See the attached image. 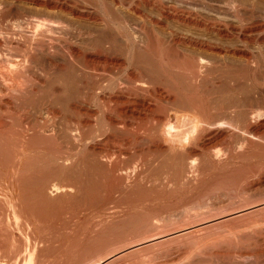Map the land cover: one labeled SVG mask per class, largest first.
<instances>
[{"label":"bare ground","instance_id":"6f19581e","mask_svg":"<svg viewBox=\"0 0 264 264\" xmlns=\"http://www.w3.org/2000/svg\"><path fill=\"white\" fill-rule=\"evenodd\" d=\"M258 4L0 0V264H49L35 233L64 230L44 212L78 196L105 201L94 242L146 232L121 241L151 244L138 264H264Z\"/></svg>","mask_w":264,"mask_h":264},{"label":"rangeland","instance_id":"374dc122","mask_svg":"<svg viewBox=\"0 0 264 264\" xmlns=\"http://www.w3.org/2000/svg\"><path fill=\"white\" fill-rule=\"evenodd\" d=\"M258 2V1H257ZM260 4V5H259ZM259 6L261 7V8H264V7H262V5L264 6V1H261V0H259ZM115 74H117V77H119L120 75H119V73L116 71V73ZM122 77V75L120 76V78ZM36 98H38V97H36ZM35 101V103H37L38 104V99L36 100H34ZM36 104V105H37ZM35 104H34V107L36 106ZM34 107H32V109H30V113L29 114H31V115H33L32 117H31V120H32V118H33V122L35 123V127H37L38 128V120H36L37 118V110L34 108ZM33 108H34V110H33ZM94 113V112H93ZM96 113V112H95ZM30 115V116H31ZM34 119H35V121H34ZM93 119H95L94 117H93ZM91 120V122H90V124L92 123V125L91 126H95L96 125V120ZM37 121V122H36ZM93 121V122H92ZM263 132H264V130H263ZM119 143V140H116L113 144H112V146H114L115 148H121V146L120 145H117V147L115 146L116 144H118ZM120 144V143H119ZM119 146V147H118ZM126 155H124V156H126L125 158H123V161H125L127 158H131V157H127V156H130V154H134V150L132 149V150H129L128 152H124ZM129 153V154H128ZM128 154V155H127ZM132 156V155H131ZM132 160H133V156H132V158H131ZM135 160V159H134ZM90 166H92L91 164H90ZM91 168V167H90ZM88 170V169H87ZM89 170H91V172H90V174L91 175H94V176H91V178L90 177H88V178H90V179H86V185H85V187H84V190H86L88 193L91 191H94V192H96V191H98V190H102V183L99 185L97 182L99 181V179H97V175L95 176V174H96V170L94 171H92V168L91 169H89ZM93 177V178H92ZM99 178V177H98ZM98 180L97 182H95V180ZM90 181V182H88V181ZM102 181V180H101ZM99 183H100V181H99ZM94 186V187H91V186ZM92 188V189H91ZM88 189V190H87ZM90 189V190H89ZM99 191V192H100ZM85 192V191H84ZM86 193V192H85ZM54 194H56V192H54ZM86 197H88V196H86ZM85 196H83V197H80V196H78L77 198H75V197H73V198H70V199H58V200H52V201H49V205L51 206V205H53V207H54V209H53V207H51V209H49V210H47V211H45L44 212V210H43V212H44V214L46 215L47 213L49 214V215H46L45 217H46V221H48L49 220V218L51 217V219L53 218V214H50V213H52L53 211H55V215L57 214L56 212H62V214H58L59 216H57V218H58V220H55V215H54V220L55 221H57L58 223H63V224H65L66 225V222H67V220L69 221V219L71 220L73 217V221L71 222L70 221V224L68 225V226H65L64 228L66 229V227H68V229H64L63 230V228H61V227H63V226H61L60 227V225L57 227V228H52L51 229V231H48V230H43V232L41 231V230H39L38 229V231L34 234V236H36V238L38 237V239H40L39 240V242H40V245H38V250L40 251V253H41V255L40 256H43V257H41V259H45V261L47 262V263H49V264H71V263H79V262H82L83 260L85 261V259H89V260H93L92 262H91V264H138V258L139 257H141V255H143L145 252H143L142 250V248L144 247L143 245H145V246H147V243L145 242V241H142V242H136V243H134V242H132L131 244H124L125 242H121L122 240L124 241V239H125V241H126V239H127V237L129 238V237H133V235H134V237H135V235L137 236L138 235V233H139V235L141 236V234L143 235V233H145V235H146V232H143V231H141V233L140 232H131V231H121V232H119L120 231V228L117 230H111L110 232V234H109V232L106 234V231H105V233H103L104 235H102L101 236V239L99 238V240L97 241V242H94V240H91V239H93V237H96V236H94L95 235V230L94 229H92V228H90V224H93L94 222H96V221H104V216L103 217H101L102 216V214H103V212L104 211H102L103 210V207H104V203H105V201L101 198L100 199V197L98 198V197H91V198H93V200L91 199V198H86ZM90 197V196H89ZM83 198V199H82ZM97 198V199H96ZM88 201V202H87ZM91 201H93V202H91ZM95 201V202H94ZM97 201V202H96ZM104 201V202H103ZM55 202V203H54ZM67 202V203H66ZM51 203H53V204H51ZM80 203V204H79ZM91 203V204H90ZM101 203V204H100ZM107 203V202H106ZM94 204V205H93ZM109 205L107 206V208H109L110 206L113 208V204L111 205L110 203H108ZM128 204H131V202L130 203H128ZM49 205H47V206H49ZM101 205V206H100ZM134 205H135V203H132L130 206L129 205H127V207L129 208H127V207H125V205L124 206H122V208H119V209H122V210H118L119 212H120V214L118 213V211H117V213L118 214H116L115 215V217L112 215L113 214V209L112 210H110V212H111V214H109V216L110 215H112V217L110 218V220H114L116 217H118V216H120V217H118V218H116L117 220H119V218H120V220H121V217L123 218L124 217V215H125V210H129V212L131 211V206H132V208L134 207ZM50 206L49 207H46L45 209H47V208H50ZM79 206V207H78ZM72 207V208H71ZM110 207V208H111ZM127 208V209H125V208ZM83 208V209H82ZM134 208H136V207H134ZM53 209V210H52ZM86 209V210H85ZM52 210V211H51ZM85 210V211H84ZM51 211V212H50ZM79 211V212H78ZM100 211H101V213H100ZM123 211V212H122ZM124 213L123 215H121L122 213ZM100 213V214H99ZM104 213H106L107 214V212H104ZM87 214V215H86ZM91 214V215H90ZM94 214V215H93ZM106 214H104L105 215V218H107L106 217ZM73 215V216H72ZM48 216V217H47ZM72 216V217H71ZM76 216H78L77 218H75ZM98 216V217H97ZM80 217V218H79ZM92 217V218H91ZM97 217V218H96ZM113 217H114V219H113ZM101 218V219H100ZM64 219H67L66 221H63ZM86 219V220H85ZM91 219H93L92 221H93V223H92V221H91ZM53 220V219H52ZM76 220V222H74ZM79 220H81L80 222H79ZM106 220H108L109 221V219H106ZM51 221V220H50ZM63 221V222H62ZM91 221V222H90ZM80 223V224H79ZM81 223L82 224H84V226L83 225H81ZM76 225H78V226H76ZM81 225V226H80ZM88 225V226H87ZM69 226H72V227H69ZM76 226V227H75ZM81 227V229H80V227ZM43 229L45 228H50V227H46V226H44V227H42ZM62 230H61V229ZM69 228H74V230H75V228L77 229L75 232H73L74 230H72V229H70L69 230ZM80 230H79V229ZM88 228V229H87ZM41 229V228H40ZM84 231H83V230ZM86 229V230H85ZM50 230V229H49ZM72 230V231H71ZM78 230L80 231V232H78ZM89 230V231H88ZM92 230H93V233H91L92 232ZM197 230V229H196ZM47 231H48V233H47ZM56 231V232H55ZM86 231V232H85ZM71 232H72V234H71ZM78 232V233H77ZM99 232V231H98ZM99 233H101V232H99ZM120 233V234H119ZM135 233V234H134ZM85 234V235H84ZM106 234V235H105ZM99 235V234H98ZM138 235V236H139ZM54 236V237H53ZM92 236V237H91ZM144 236V235H143ZM71 237V238H70ZM73 237V238H72ZM108 237V238H107ZM131 237V238H132ZM133 237V238H134ZM42 238H46L45 240L44 239H42ZM49 238V239H48ZM52 238V239H51ZM91 238V239H90ZM131 238H129V239H127V240H131ZM68 239V240H67ZM43 240H44V242H43ZM55 240V241H54ZM67 240V241H66ZM101 240V241H100ZM84 241V242H83ZM96 241V240H95ZM165 241H167V243L170 241V238H166L165 239ZM42 243H45V244H42ZM50 243V244H49ZM62 243V244H61ZM123 243V244H122ZM128 243V242H127ZM144 243H146V244H144ZM149 244V243H148ZM129 245V246H128ZM138 245V246H137ZM139 245H142V246H139ZM149 245H150V247H149ZM147 247L148 248H146V247H144V248H146V249H149V248H151L152 246H151V244H149ZM153 245V244H152ZM5 246V245H0V257L2 256L3 258H4V256H7V255H10V252H11V245H6L5 246V249H6V251L4 250H2V249H4L3 247ZM30 245H27V247H25V245H16V247L18 248V247H20L19 249L20 250H26V249H28V247H29ZM44 246V247H43ZM122 246V247H121ZM123 246H126V248L124 249L123 248ZM22 247V248H21ZM138 247V248H137ZM24 248H26V249H24ZM30 248V247H29ZM40 248V249H39ZM48 248V249H47ZM119 248V249H118ZM121 248V249H120ZM123 249H124V251H123ZM126 249H128L127 251H126ZM152 249V248H151ZM42 250V251H41ZM58 250V251H57ZM72 250V251H71ZM10 251V252H9ZM23 251V252H24ZM79 251V252H78ZM5 252V253H4ZM8 252V254L6 255V253ZM46 252V253H45ZM132 252L133 253H135L136 252V255H134L133 257H130V258H126V259H124V256H126L127 254L128 255H130L129 253H131L132 254ZM146 252H150V251H146ZM68 254V255H67ZM4 255V256H3ZM1 257V258H2ZM8 258H9V256H7ZM50 257V258H49ZM69 257V258H68ZM75 258V259H74ZM84 258V259H83ZM54 260V261H53ZM186 263V262H185ZM184 263V264H185ZM183 264V263H182ZM186 264H188V263H186ZM233 264H237V263H233Z\"/></svg>","mask_w":264,"mask_h":264}]
</instances>
